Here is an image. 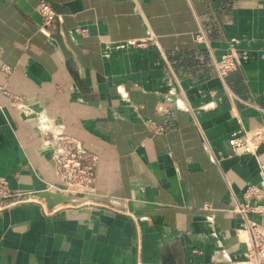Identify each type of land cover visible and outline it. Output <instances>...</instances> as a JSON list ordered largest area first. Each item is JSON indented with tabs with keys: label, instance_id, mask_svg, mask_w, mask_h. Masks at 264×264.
Returning <instances> with one entry per match:
<instances>
[{
	"label": "crops",
	"instance_id": "1",
	"mask_svg": "<svg viewBox=\"0 0 264 264\" xmlns=\"http://www.w3.org/2000/svg\"><path fill=\"white\" fill-rule=\"evenodd\" d=\"M200 28L238 60L224 81ZM0 87L98 157L90 196L0 211V264H250L244 220L223 211L264 164V142L256 156L228 144L264 127V0H0ZM36 121L0 95L12 191L60 187Z\"/></svg>",
	"mask_w": 264,
	"mask_h": 264
},
{
	"label": "built area",
	"instance_id": "2",
	"mask_svg": "<svg viewBox=\"0 0 264 264\" xmlns=\"http://www.w3.org/2000/svg\"><path fill=\"white\" fill-rule=\"evenodd\" d=\"M38 11L42 29L49 32L55 29L58 15L51 6L42 3ZM76 33L85 36L86 30L77 29ZM194 40L210 52L215 73L221 81H224L229 74L237 70L238 60L233 52H227L219 59L212 55L208 36L203 29L200 28L195 32ZM154 41V37H148L146 40H133L131 44L137 48H142ZM0 95L7 96L11 105L18 112L22 114L32 112L36 117L41 148L48 152L56 181L60 186L48 184L46 189L41 192L65 198L90 196L93 193L98 157L81 141L69 136L63 125L46 118L42 112H34L21 98L11 96L2 87H0ZM151 126L153 125L151 124ZM154 128L156 132H161V128L155 126ZM263 142L264 127H259L231 138L228 144L234 153L256 156ZM259 176L260 181L257 185H250L246 188L241 203H236L233 208L223 211L227 217H239L244 220L248 232L245 244L250 264H264V225L250 217V215H258L264 218V164H259ZM41 192L12 191L9 189L7 180L0 177V211L21 202L37 201L41 199L39 196Z\"/></svg>",
	"mask_w": 264,
	"mask_h": 264
},
{
	"label": "water",
	"instance_id": "3",
	"mask_svg": "<svg viewBox=\"0 0 264 264\" xmlns=\"http://www.w3.org/2000/svg\"><path fill=\"white\" fill-rule=\"evenodd\" d=\"M39 196L43 198L44 200H46V202L51 203V204H58L67 199L65 197L57 196V195L47 193V192H41L39 193Z\"/></svg>",
	"mask_w": 264,
	"mask_h": 264
}]
</instances>
